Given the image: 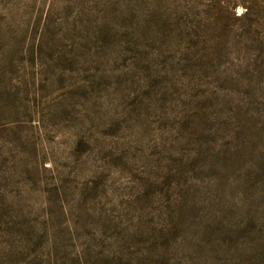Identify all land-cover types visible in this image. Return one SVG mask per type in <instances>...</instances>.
Listing matches in <instances>:
<instances>
[{
    "label": "rangeland",
    "instance_id": "rangeland-1",
    "mask_svg": "<svg viewBox=\"0 0 264 264\" xmlns=\"http://www.w3.org/2000/svg\"><path fill=\"white\" fill-rule=\"evenodd\" d=\"M0 264H264V0H0Z\"/></svg>",
    "mask_w": 264,
    "mask_h": 264
}]
</instances>
